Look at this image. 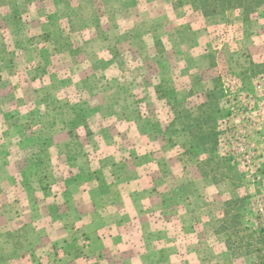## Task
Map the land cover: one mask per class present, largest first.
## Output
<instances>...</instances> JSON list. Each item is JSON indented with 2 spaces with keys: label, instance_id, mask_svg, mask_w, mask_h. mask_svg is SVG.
I'll return each mask as SVG.
<instances>
[{
  "label": "rangeland",
  "instance_id": "1",
  "mask_svg": "<svg viewBox=\"0 0 264 264\" xmlns=\"http://www.w3.org/2000/svg\"><path fill=\"white\" fill-rule=\"evenodd\" d=\"M197 8L195 0H0L2 240L19 246L23 219L4 220L21 215L25 196L33 201L44 194L50 210L56 208L53 192L81 182L85 176L76 169L95 168L104 156L111 166L130 160L128 165L150 171L149 188L162 192L166 186L173 211L186 199L187 252H173L177 260L253 264L250 256L234 258L217 228L224 202L234 196L250 197L245 221L264 220V93L256 81L250 93L233 83L251 62H264V5L248 20L240 9L204 16ZM217 77L231 91L230 102H221L231 116L221 118L216 154L232 171L214 182L185 153L189 137L172 108L195 115ZM75 197L77 207L87 209ZM69 202L61 207L70 214L51 222L52 241L57 229L81 231ZM52 241L31 235L23 244L46 252ZM73 241L62 245L79 248L80 256L85 232Z\"/></svg>",
  "mask_w": 264,
  "mask_h": 264
},
{
  "label": "crops",
  "instance_id": "2",
  "mask_svg": "<svg viewBox=\"0 0 264 264\" xmlns=\"http://www.w3.org/2000/svg\"><path fill=\"white\" fill-rule=\"evenodd\" d=\"M100 135L102 139L106 137V134ZM55 152L58 158L63 156L57 150ZM68 152L73 154L71 150ZM100 159L95 168L82 165L76 169L80 175L85 176L81 182L63 184L64 188L59 193L53 192L55 186H51V203L56 207L52 210L50 204L47 206L49 197L44 194L33 201L25 196V207L21 215L11 221L4 220L11 224L22 218L23 222L19 225H22L24 234L19 246L0 237V264H171L170 258H176L172 256L173 252H187V246L183 244L186 239V199L180 198L173 211L167 205L166 200L170 196H167L169 189L166 186L165 189L162 188V192L149 188L152 181L150 171L144 170L140 165H128L130 160L111 166L108 163L110 157L104 160L103 156ZM67 167L74 171V166ZM88 173H95L99 179L89 178ZM65 195L70 198L65 200ZM76 195L85 200L87 209L77 207ZM68 200L70 209L72 206L76 207L71 215L79 216L76 220H80L78 227L81 231L57 229L56 239L52 241L50 238L55 231H51L49 227L51 222L59 221L61 216L64 218L65 213L68 215L69 212L61 207ZM14 229L16 230L12 228L8 231L13 232ZM82 232H85L88 241L83 254L77 256L79 252L76 249L79 248L70 246L67 249L62 242H74V238ZM31 235L40 242L47 239L52 241L46 247V252L40 247L31 250L23 244L24 240L29 241ZM53 245L58 249L53 250ZM177 258L174 260L175 264H183Z\"/></svg>",
  "mask_w": 264,
  "mask_h": 264
},
{
  "label": "trees",
  "instance_id": "3",
  "mask_svg": "<svg viewBox=\"0 0 264 264\" xmlns=\"http://www.w3.org/2000/svg\"><path fill=\"white\" fill-rule=\"evenodd\" d=\"M195 1L198 5L197 9L204 16H216L231 9H240L246 20L255 13L257 8L264 5V0ZM233 77V83L238 84L240 82L244 90L249 91L248 93L254 87L252 81L259 82L258 85H262L261 91L264 93V62L260 64L251 62L245 70L238 75L234 74ZM156 93L159 99L163 98L158 91ZM230 94L231 91L225 88L223 79L217 77L214 80L213 88L207 92L205 101L198 106L195 115L189 110L175 107V105L172 108L174 119L189 137V147L185 153L195 158L199 174L202 177H210L214 182L217 174L227 178L228 173L232 171V167L227 165L226 160H223L221 155L216 154L217 146H219V135L222 134L219 130L221 118L231 116V112L226 113L222 108L221 102L223 100L225 103L230 102ZM237 97L234 94V98L237 99ZM83 126L85 127V124ZM68 134L73 135V132L68 131ZM201 155H205V158L200 160ZM235 179L240 181L237 176ZM249 200L250 197L239 198L234 196L224 202L217 233H223L226 236V249L234 258L250 256L254 258L253 264H264V220L261 221L255 217L253 221L256 224L253 223V225L252 220H248L249 222L244 220L251 213L246 210ZM248 223L251 226L247 227L246 224ZM12 234L14 233L9 232L7 236L10 237Z\"/></svg>",
  "mask_w": 264,
  "mask_h": 264
}]
</instances>
